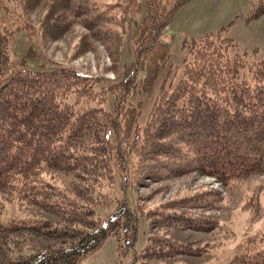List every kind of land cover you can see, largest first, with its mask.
Returning <instances> with one entry per match:
<instances>
[{
  "label": "trees",
  "instance_id": "16d2710c",
  "mask_svg": "<svg viewBox=\"0 0 264 264\" xmlns=\"http://www.w3.org/2000/svg\"><path fill=\"white\" fill-rule=\"evenodd\" d=\"M187 1L145 0L142 10L140 0H0V203L40 209L22 219L20 210L0 205V264H82L110 237L130 255L129 264H191L175 257L205 249L194 251L172 234L148 231L136 251L138 218L144 216L149 228L201 231L207 218L185 210L210 208L212 193L191 196L197 202L172 200L145 214L131 205L126 188L143 177L159 180L186 171L224 185L264 173V58L256 59V50L241 51L226 35L227 26L192 38L177 82L166 87L164 81L144 123H135L141 102L129 98L153 87L169 57L162 31ZM40 2L45 13L38 24L24 18L14 24ZM252 9L247 20L264 14V0H255ZM13 11L18 14L8 23ZM73 23L115 45L112 56L119 55L116 45L133 26L132 59L120 75L115 70L105 89L95 88V75L42 64L32 41L10 59L15 31L39 37L43 48V39L60 37ZM141 68L145 73L138 78ZM246 205L253 209L258 202L253 197ZM259 227L222 261L217 254L213 262L197 264H264V222Z\"/></svg>",
  "mask_w": 264,
  "mask_h": 264
},
{
  "label": "rangeland",
  "instance_id": "374dc122",
  "mask_svg": "<svg viewBox=\"0 0 264 264\" xmlns=\"http://www.w3.org/2000/svg\"><path fill=\"white\" fill-rule=\"evenodd\" d=\"M118 1L126 3L128 0ZM172 2L173 0H169V4ZM140 3L142 10H144L145 0H140ZM254 3L255 0H188L176 9L161 34V39L169 43V57L165 66L159 71L153 87L148 92H137L131 99L129 98L133 104L138 100L141 102L139 113L135 118L137 125L144 123L163 82L165 81L166 87L169 84L173 87L177 82L181 76L182 60L187 54V47L192 38H197L201 33L215 31L220 27L227 26L226 35L232 38L241 51L246 50L252 53L256 50L253 53L254 57L256 59L264 58V14L247 20V17L252 13ZM18 11L11 13L12 18L6 17L8 23L14 19V16H17ZM44 13L45 8L40 2L29 14L24 15L20 12L21 15H19L22 17H16L14 24L24 18L26 24L36 25ZM132 29L133 26L129 23L123 32L122 43L116 45L118 56L117 54L112 56V53L115 52V45L93 39L90 37L89 31L79 23H73L56 39H43V48L40 47L39 37L34 38V35L21 29L15 31L11 36L10 59L14 61L20 57L27 44L32 41V50L36 55H40L42 64L52 66L55 62L56 65L64 64L84 73L95 75L98 78L95 88L105 89L116 78L115 70L120 75L123 68L132 59ZM77 44H81L78 51H76ZM33 65L35 63H30V66ZM144 73L143 68L139 69L137 77L141 78ZM102 78L103 80L100 81L99 79ZM160 159L159 156L157 162ZM126 189L131 205L144 208L143 213L145 214L147 209L168 204L172 200L190 197L189 201L197 202L199 198H192L191 196L204 192L212 193L208 197L210 208H202L201 206L185 210L187 214L193 217H196L194 214L199 213L207 218L209 225L200 226L201 231L189 226H181V229L170 226L149 228L147 219L144 216L139 217L136 251H140L145 245L149 231L158 234H172L180 241L190 243L194 251L205 249L202 255L176 256L175 260L188 261L191 264L213 262L212 259L218 254L217 260L222 261L246 232L259 224L261 227L264 222V173L224 185L211 175L197 171H186L178 175L168 174L159 180L143 177ZM115 190L116 184L113 186V195L119 196L118 193L120 192H115ZM253 197L257 200L258 205L253 209H248L246 203ZM2 201L3 203H0L2 208L5 209L7 205L6 208L12 207L13 211L20 210L19 217L22 219H30L35 211L40 210L33 205H9V201L5 199ZM111 203L113 204V202ZM111 208L112 205L107 208H98L97 211L101 214L107 210L110 211ZM179 210L176 209L175 211ZM1 218L7 220L3 216ZM210 220L214 221L215 227H211ZM129 262L130 255L123 253L119 242L114 237L108 238L99 250L82 260V264H129Z\"/></svg>",
  "mask_w": 264,
  "mask_h": 264
}]
</instances>
